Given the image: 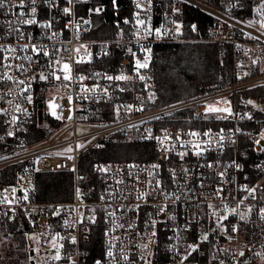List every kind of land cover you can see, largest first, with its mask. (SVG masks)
Returning a JSON list of instances; mask_svg holds the SVG:
<instances>
[{
	"label": "built area",
	"instance_id": "obj_1",
	"mask_svg": "<svg viewBox=\"0 0 264 264\" xmlns=\"http://www.w3.org/2000/svg\"><path fill=\"white\" fill-rule=\"evenodd\" d=\"M94 1L6 0L9 6L0 8V170L30 165L0 187V224L21 229L27 221L43 239H55L59 247L47 264H80L100 217L103 257L93 264H151L159 245L164 264H199L212 233L209 264H264V128L244 126L258 122L264 103L236 105L238 92L264 85L261 0L251 15L242 12L250 0H217L220 7L171 0L161 13L155 0H133V17L117 21L114 35L102 39L90 36ZM185 4L213 18L207 37L195 41L219 43L220 53L229 48L232 82L155 106L153 48L189 41L181 35ZM117 46L123 61L96 68ZM137 62L148 66L137 69ZM110 103L111 120H89L88 105ZM110 142L150 144L157 159L96 163L94 189L79 160ZM34 172L72 174L71 199L27 200Z\"/></svg>",
	"mask_w": 264,
	"mask_h": 264
},
{
	"label": "trees",
	"instance_id": "obj_2",
	"mask_svg": "<svg viewBox=\"0 0 264 264\" xmlns=\"http://www.w3.org/2000/svg\"><path fill=\"white\" fill-rule=\"evenodd\" d=\"M260 0L245 2L242 10L244 15H251ZM155 10L163 12L171 0H155ZM209 4L220 7L217 0H209ZM182 37L189 41L173 44H157L153 48L154 57L151 62V75L155 84L157 100L155 106L169 104L175 101L187 99L207 91L216 90L228 86L232 82V63L229 48L226 47L220 53V45L216 42L195 41L205 39L210 27L213 26V18L204 11L191 7L182 6ZM88 6H83L87 10ZM91 11L88 16L92 19V38H111L114 35L117 21L126 17H133V0H95L90 5ZM170 9V7H168ZM196 25L197 32L192 30ZM124 48L113 47L112 54L107 59L96 62V68L109 70L110 65L120 64ZM258 72V71H256ZM264 72V70H263ZM249 101L264 103V85L242 90L236 95V105L245 107ZM88 116L91 121H107L113 118V104H90L88 105ZM190 116L191 110L182 112ZM258 122H248L245 127L252 129L264 128V113L256 115ZM184 126H195L191 121L180 122ZM217 123L206 122L203 127H214ZM252 155V154H251ZM255 155V154H254ZM260 155L264 156V152ZM157 159V155L150 144H132L121 142H110L88 151L79 160V172L87 178V185L97 189L100 179L93 170L96 163H107L114 161H138L151 162ZM29 163H18L0 170V187L12 184L19 172L26 171ZM33 183L24 194L30 201L38 202H65L72 197L73 175L70 173H32ZM89 198V196H87ZM205 225V223H204ZM31 232V226L27 221L21 229L16 223L1 222L0 237H8L17 242V245L7 251L13 264H19L26 257H30L27 235ZM214 234L208 235V241L202 245V254L198 255L199 264H209V258L215 251ZM86 254L81 257L80 264H93L94 260L103 257V226L101 217L91 228L90 240L82 245ZM1 258V250H0ZM165 255L158 246L155 260L151 264H164ZM31 264V262H29Z\"/></svg>",
	"mask_w": 264,
	"mask_h": 264
},
{
	"label": "rangeland",
	"instance_id": "obj_3",
	"mask_svg": "<svg viewBox=\"0 0 264 264\" xmlns=\"http://www.w3.org/2000/svg\"><path fill=\"white\" fill-rule=\"evenodd\" d=\"M258 8L264 9V0H261V2L258 5ZM50 109L53 110L54 107L50 105ZM27 241H28V247L30 248V251H33V254L30 255V257H26L23 259L22 262L19 264H29V262L33 261L34 264H47L48 256L51 252V250H56L59 245L55 241V239L52 240H45L43 239L38 233L31 231L27 235ZM17 245L16 241H13L8 237H0V250H1V258H0V264H13L10 257L6 255L7 252L3 250V248H6L7 251H10L11 246L14 248Z\"/></svg>",
	"mask_w": 264,
	"mask_h": 264
},
{
	"label": "snow or ice",
	"instance_id": "obj_4",
	"mask_svg": "<svg viewBox=\"0 0 264 264\" xmlns=\"http://www.w3.org/2000/svg\"><path fill=\"white\" fill-rule=\"evenodd\" d=\"M35 2H36V0H33V3H35ZM6 6H9V5L6 4V0H0V8H4ZM19 7H23V3H21L19 5ZM32 11L34 13L35 12V8H33ZM64 11H65V13H67L69 11V9L68 8H65ZM24 23L34 24V23H36V21L35 20H27V21H24ZM177 27H179V26H177ZM261 27H264V24H261ZM45 54H47V53H45ZM147 66H148L147 62H145L143 64H141L140 62H137V65H136L137 69L147 68ZM67 68H68V65H65V69H67ZM68 78H69L68 76H65L64 77V79H68ZM41 79H44V77H41ZM108 79H113V77H108ZM115 79L123 80V79H126V77L121 76V77H116ZM141 79H143L142 76H141ZM249 103H251V102L249 101ZM218 110L219 109L209 108V111H218ZM70 118L71 117H69V119ZM192 135H195V133H192ZM262 138H264V135H262ZM154 167H155V165H154ZM262 218H264V216H262ZM241 219H243V216L241 217ZM204 239H207V237H204ZM193 250H195V249H193ZM109 255H111V253H109ZM241 255H243V253H241ZM57 258H59V257H57ZM185 259H186V257H185Z\"/></svg>",
	"mask_w": 264,
	"mask_h": 264
},
{
	"label": "water",
	"instance_id": "obj_5",
	"mask_svg": "<svg viewBox=\"0 0 264 264\" xmlns=\"http://www.w3.org/2000/svg\"><path fill=\"white\" fill-rule=\"evenodd\" d=\"M39 106H41V105H39ZM260 145H264V141H260ZM32 254H33V251L31 250V251H30V255H32ZM31 264H34V262L31 261Z\"/></svg>",
	"mask_w": 264,
	"mask_h": 264
}]
</instances>
